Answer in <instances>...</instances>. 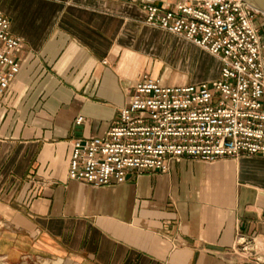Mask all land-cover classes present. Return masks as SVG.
<instances>
[{
  "label": "crops",
  "instance_id": "0c3cea01",
  "mask_svg": "<svg viewBox=\"0 0 264 264\" xmlns=\"http://www.w3.org/2000/svg\"><path fill=\"white\" fill-rule=\"evenodd\" d=\"M3 1L23 50L0 107L2 264H264V156L102 188L67 179L70 142L102 136L172 43L192 45L145 25L139 0H12L5 14ZM156 35L152 64L140 47Z\"/></svg>",
  "mask_w": 264,
  "mask_h": 264
},
{
  "label": "built area",
  "instance_id": "2783aa9c",
  "mask_svg": "<svg viewBox=\"0 0 264 264\" xmlns=\"http://www.w3.org/2000/svg\"><path fill=\"white\" fill-rule=\"evenodd\" d=\"M139 1L145 25L216 58L218 78L170 86L142 74L102 136L70 142L67 179L102 188L128 175L167 173L182 159L264 156V39L256 22L264 16L243 0ZM22 50L0 13V107Z\"/></svg>",
  "mask_w": 264,
  "mask_h": 264
},
{
  "label": "rangeland",
  "instance_id": "374dc122",
  "mask_svg": "<svg viewBox=\"0 0 264 264\" xmlns=\"http://www.w3.org/2000/svg\"><path fill=\"white\" fill-rule=\"evenodd\" d=\"M12 0H6L2 2L1 6H5L6 9H2V13H7L8 8L12 6ZM258 23V21H256ZM259 24V23H258ZM264 27V20H263ZM262 38L264 39V28L261 30ZM154 39L149 45H144L143 52L150 54L154 64L155 56L161 54L164 50L166 40L158 41V35L151 36ZM176 52L173 54H167L164 60V65L160 69L157 76L161 79V83L164 85L177 86L179 84H190L213 81L218 78L219 62L216 58L210 56L208 53L201 51L200 49L189 45H176L172 43ZM0 264H2L0 260Z\"/></svg>",
  "mask_w": 264,
  "mask_h": 264
},
{
  "label": "water",
  "instance_id": "95a60500",
  "mask_svg": "<svg viewBox=\"0 0 264 264\" xmlns=\"http://www.w3.org/2000/svg\"><path fill=\"white\" fill-rule=\"evenodd\" d=\"M251 8H255L264 16V0H243Z\"/></svg>",
  "mask_w": 264,
  "mask_h": 264
}]
</instances>
